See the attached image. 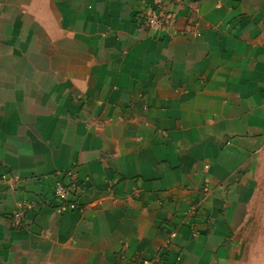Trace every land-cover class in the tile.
<instances>
[{
    "label": "crops",
    "instance_id": "obj_1",
    "mask_svg": "<svg viewBox=\"0 0 264 264\" xmlns=\"http://www.w3.org/2000/svg\"><path fill=\"white\" fill-rule=\"evenodd\" d=\"M263 201L264 0H0V264H255Z\"/></svg>",
    "mask_w": 264,
    "mask_h": 264
},
{
    "label": "built area",
    "instance_id": "obj_2",
    "mask_svg": "<svg viewBox=\"0 0 264 264\" xmlns=\"http://www.w3.org/2000/svg\"><path fill=\"white\" fill-rule=\"evenodd\" d=\"M136 19L140 25L149 31L164 32L168 35L177 33L175 14L173 10L162 8L158 5L148 6L143 11L139 12ZM67 175L71 178V182L65 183L62 180H57L54 186V195L59 201V204L55 207L56 212L63 214L68 210L78 209L80 212H84L82 207H79L78 202L73 201V197L77 196L79 189V182L75 179L74 172L70 171ZM209 186L204 188L205 192L209 191ZM34 203L21 201L18 203L16 211L13 213L10 221L13 226L21 227L24 224L25 214L27 211L33 209ZM193 213V212H192ZM176 233L173 232L170 236V240L174 239ZM162 254L159 252L152 258L138 261L136 264H161Z\"/></svg>",
    "mask_w": 264,
    "mask_h": 264
},
{
    "label": "rangeland",
    "instance_id": "obj_3",
    "mask_svg": "<svg viewBox=\"0 0 264 264\" xmlns=\"http://www.w3.org/2000/svg\"><path fill=\"white\" fill-rule=\"evenodd\" d=\"M261 210H257L249 218L245 232L244 243L248 261L264 264V201Z\"/></svg>",
    "mask_w": 264,
    "mask_h": 264
}]
</instances>
